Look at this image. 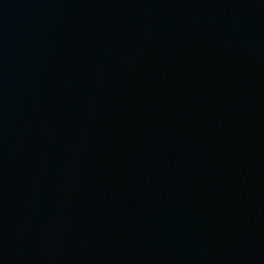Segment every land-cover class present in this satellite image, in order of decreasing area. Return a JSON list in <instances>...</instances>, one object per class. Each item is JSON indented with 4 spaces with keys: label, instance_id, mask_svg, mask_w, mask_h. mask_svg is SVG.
Returning a JSON list of instances; mask_svg holds the SVG:
<instances>
[{
    "label": "water",
    "instance_id": "obj_1",
    "mask_svg": "<svg viewBox=\"0 0 264 264\" xmlns=\"http://www.w3.org/2000/svg\"><path fill=\"white\" fill-rule=\"evenodd\" d=\"M0 264H264V0H0Z\"/></svg>",
    "mask_w": 264,
    "mask_h": 264
}]
</instances>
